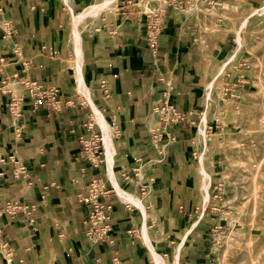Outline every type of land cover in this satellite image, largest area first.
Masks as SVG:
<instances>
[{
  "label": "crops",
  "instance_id": "crops-1",
  "mask_svg": "<svg viewBox=\"0 0 264 264\" xmlns=\"http://www.w3.org/2000/svg\"><path fill=\"white\" fill-rule=\"evenodd\" d=\"M103 1L0 0V15L11 25L8 37L0 26V73L4 69L2 74L9 80L13 74L24 75L19 56L10 51L12 42H17L22 60L29 59L28 74L54 86L62 107L50 112L40 105L31 112L26 104L15 124L21 129L19 136L10 116L0 111V153L18 151L27 167L24 181L13 176L10 165L0 166V194L35 202L37 208L32 224L0 216V240L7 241L11 252L6 255L0 245V264H159L157 256L164 264H205L210 238L202 234L208 207H203V185L208 183L209 191L213 180H203L201 169L209 171L219 158L222 139L218 133L224 130L220 124L209 127L206 106L214 86L210 88L209 82L231 51L232 34L213 39L207 59L205 44L197 37L203 22L166 5L161 31L151 47L144 39L145 12L132 8L134 0H112L99 7L97 16H86L74 26V15ZM214 1L213 5L222 4ZM76 62L81 64L87 92L77 83ZM101 82L109 87L107 97ZM164 95L187 117L195 118V124L166 128L167 135L156 141L149 131L154 118L150 122L145 112ZM95 108L110 126L111 173L116 181L119 184L121 172L136 168L146 185L143 193L133 183L130 190L123 188L141 202L134 200L135 207L130 209L114 206L110 242L86 238L83 220L88 208L77 201L92 177L108 186L112 183L104 140L105 154L98 167H91L82 156L80 138H87L91 129L103 135ZM202 119L209 133L218 134L210 139L214 147L209 152L206 139L200 141L194 135ZM111 198L116 201L115 196ZM207 198L210 202L209 192ZM144 232L153 246L147 244Z\"/></svg>",
  "mask_w": 264,
  "mask_h": 264
},
{
  "label": "rangeland",
  "instance_id": "rangeland-1",
  "mask_svg": "<svg viewBox=\"0 0 264 264\" xmlns=\"http://www.w3.org/2000/svg\"><path fill=\"white\" fill-rule=\"evenodd\" d=\"M207 1L209 0H191L183 8L190 18L194 16L195 20L203 22L206 29L209 27L212 29L211 32L201 31V38H198L202 44H205V58L209 59L213 39L219 37L221 39L229 33L232 34V39L229 41L231 51L213 71V79L210 82L214 86L206 106V118L211 120L209 127L214 128L216 124H220L224 130L218 133L222 139L217 149L220 150L219 158L213 161L209 169L213 180L208 191L211 201L208 202L207 198L203 205L208 207L203 215L202 234H208L210 238L208 256L204 262L205 264H264V120L261 119L264 105V2L249 4L241 0H221V5H211ZM224 2H229L230 6L236 5L237 10L222 14V10L212 9L222 7ZM133 3L134 10L148 14L154 9L163 11L167 0H134ZM112 6L117 7L116 4ZM211 13L218 17L214 18L217 26L213 25L214 20L207 18ZM97 15L98 13L95 16ZM5 21L0 15V26ZM96 21L97 18L92 20V24L94 25ZM221 28L224 31H221ZM237 31L241 41L239 47H237ZM10 51L14 55L12 48ZM225 61H227L226 65L219 72ZM2 73L4 69L0 73V87L4 90L12 89L15 94L22 95L24 90L20 84L11 85L12 80ZM226 74H229L231 82L236 84L233 97L228 93L225 94L223 88ZM154 107L155 103L145 112L147 116L153 113L154 126L150 127L152 130L159 120L157 113H154ZM237 107L239 112L234 113L233 110ZM18 120L11 118L14 124H17ZM194 130L196 139L201 141L196 126ZM205 131L206 144L209 146V148L206 146L205 150L209 152L214 147L210 139L217 137L218 134L214 131L209 133L206 129ZM9 154L18 162L17 164L24 166L18 151L13 150ZM241 161H245L246 164L242 165ZM24 169L27 167L24 166ZM119 183L124 189H132L131 183L126 184L121 179ZM205 192L207 191L204 190L203 194ZM0 197L5 196L0 194ZM193 223L188 224L187 228ZM252 226L257 235L249 242L246 234L251 231ZM228 231L241 234L227 237L225 234Z\"/></svg>",
  "mask_w": 264,
  "mask_h": 264
},
{
  "label": "built area",
  "instance_id": "built-area-1",
  "mask_svg": "<svg viewBox=\"0 0 264 264\" xmlns=\"http://www.w3.org/2000/svg\"><path fill=\"white\" fill-rule=\"evenodd\" d=\"M190 2L191 0H167L166 5L183 10V8H185ZM207 3L213 5L216 2L214 0H209ZM164 13L165 10L161 11L154 9L144 15V39L147 43H150L151 47L156 44L158 39V34L161 31V24H163L161 18ZM1 27L4 28V35L8 37L11 34V25L9 22H3ZM12 48L14 53L19 56V60H21V71L24 72V75L19 77L17 74H13L11 76V80L14 83L20 84L24 93L22 95H18L15 94L12 89L4 90L3 87H0V109L2 108V110H5L11 116L12 120L15 121L22 117L23 109L26 104H29L31 112L36 111L40 105H45V108L50 112H57L60 108V103L57 99V89L54 86L44 85L38 80L33 79L28 74L30 63L29 59L22 60L20 55L21 46L17 42L13 41ZM225 79L226 80L223 83L225 94L228 93L231 97H233L235 92L234 86L236 84L231 82L229 74H226ZM239 82L243 83L242 80H239ZM100 87L104 96L107 97L110 95L109 87L105 82H101ZM153 110L154 113H157L159 120L156 123L157 126L155 129L149 131L156 141L160 139L161 135H167L165 132L166 128L178 125L183 126L187 124H195V118L187 117L188 113L181 110L168 96L164 95L158 98L155 101V107ZM86 126L89 129L91 128V124H87ZM12 128L15 135L19 136L21 132L15 127L13 121ZM173 138L174 136H172V139ZM80 141L82 144V156L87 160L91 167H98L105 154L102 133L91 129L89 136L84 139L80 138ZM154 146L155 148L157 147V145ZM11 162L13 163L12 165ZM17 163L18 162L14 160L12 155L9 153H0V166L10 165L13 176L17 180H27V177H25V175L23 176L25 170L24 166ZM2 170H0V176H2ZM138 174L139 169L136 168H132L131 172L123 171L121 172V180L126 184L133 183L139 188V191L143 193L146 185H143L140 182L141 178ZM30 184L31 180L27 181V185ZM112 196H115L116 201L112 200ZM77 201L86 205L88 208L87 216L83 220L85 224L84 233L86 238L92 242H97L99 240L102 242L105 240H107V242L111 241L110 233L113 222L112 214L116 204H121L127 209L134 206L131 201L116 192L115 187L111 182L108 186L105 185V182L96 177H92L86 191L77 194ZM36 210L37 208L35 202H26L15 196L0 197V216L6 215L9 218L19 217V219L32 224L35 222ZM128 232L131 233L129 230ZM1 234L2 233L0 231V235ZM0 245L4 248V250H6V255L10 256L11 252L7 251V241L3 242L0 240ZM9 260L10 258H8V261Z\"/></svg>",
  "mask_w": 264,
  "mask_h": 264
},
{
  "label": "bare ground",
  "instance_id": "bare-ground-1",
  "mask_svg": "<svg viewBox=\"0 0 264 264\" xmlns=\"http://www.w3.org/2000/svg\"><path fill=\"white\" fill-rule=\"evenodd\" d=\"M112 0H104L102 3H100V5L98 6V5H92V7H87V8H85V9H87V10H84V11H82V12H80V13H78V14H76V15H74V18L72 19L73 20V24H74V26L75 27H77V25L86 17V16H95L97 13H99V11L101 10L99 7L101 6V7H103V6H106V5H109L110 4V2H111ZM212 9H220V10H222V14H225V12H230V11H236L237 10V6L236 5H233L232 4V6H230V4H229V2H224V4H223V6L222 7H213ZM263 10H264V6H263ZM215 17H217V16H215L213 13H211V14H209L208 15V19L209 20H214L213 22V25H215V26H217L216 25V23H215ZM218 18V17H217ZM204 30H209L210 32L212 31V29L209 27L208 29H206L205 28V25L203 24V23H201L200 24V29H199V32L197 33V37L198 38H201V31H204ZM221 31H224V29L223 28H221L220 29ZM239 31H240V29H239ZM239 31H237V33H238V38H237V47H239L240 45H241V41H240V35H239ZM79 37H81V36H79V34L76 32L75 33V38L77 39V40H79ZM75 38H73V39H75ZM79 44H80V42H79ZM76 48V47H75ZM237 49H235V51H236ZM81 48L79 47V51H78V58L80 59V56H81ZM76 52H77V49H76ZM77 57V56H76ZM82 58V57H81ZM79 59H78V61H79ZM81 60V59H80ZM73 61V60H72ZM75 61H76V58H75ZM78 63V64H77ZM226 63H227V61H225V62H223V64L221 65V67H220V69H219V72H221L222 70H223V68H224V66L226 65ZM75 64H77L76 66H77V71H76V74H77V83H78V85H79V88L82 90V92H87L86 90H87V87L85 86V84H84V82H83V77H82V74H81V71H80V63L79 62H76ZM217 75V74H216ZM213 79V78H212ZM10 84L11 85H14V82L13 81H10ZM211 86H212V82H210L209 83V87L211 88ZM10 88V87H9ZM14 89V88H13ZM85 89V90H84ZM209 94H210V92H209ZM209 94H208V96H209ZM209 98V97H208ZM91 103H92V101H91ZM93 104V103H92ZM234 111V113H238L239 112V108L237 107L236 109H234L233 110ZM95 112H96V114L98 115V117H99V119H101L102 120V131H103V140H104V142H105V144H106V152H107V155H106V157H107V167H108V170H109V175L111 176V179H112V184H113V186L115 187V190H116V192L117 193H119V194H121L122 196H124V198H126V199H128L129 201H131L133 204H135V201L134 200H137L138 202L140 201V199L137 197V195H134L133 193H131L130 191H127V190H124L119 184H118V182L116 181V179H115V176H114V174H112L113 173V171H112V173H111V164H112V153H113V143H112V139H111V132H110V126L108 125V123L104 120V118H103V116L100 114V111L97 109V108H95ZM153 113H151L150 115H149V120H150V122H152V120H153ZM205 119V118H204ZM204 119H202V122L199 124V126H198V134H199V137L200 138H202V139H206V131H205V124H204ZM261 119L262 120H264V105L262 106V114H261ZM247 131V130H246ZM245 131V132H246ZM244 132V133H245ZM205 144V143H204ZM205 148V147H204ZM202 160V159H201ZM241 164L242 165H245L246 163H245V161H241ZM200 166V165H199ZM202 167V166H201ZM201 174H202V177H203V180L204 179H206L207 180V182L209 181V178L211 177V173L209 172V171H206L204 168L203 169H201ZM208 185V183L207 184H205V185H203V189L205 190V191H207V186ZM208 192V191H207ZM207 192H205V194L203 195V197H204V202L206 201V199H207ZM141 202V201H140ZM139 202V203H140ZM143 206V205H142ZM252 221H253V219H252ZM194 225V224H193ZM253 228H254V226H252L251 227V231L250 232H248L247 234H246V237H247V240L249 241V242H251L255 237H256V235H257V232L256 231H254L253 230ZM145 234H146V237H148L147 236V233L146 232H144ZM225 233V232H224ZM238 234H241V233H239V232H232V231H228V232H226V234L225 235H227V237H234V236H236V235H238ZM218 236H219V234H218ZM239 236H241V235H239ZM143 237H145V235L143 236ZM146 242H147V244L151 247V245H152V243H151V239L148 237V238H146ZM153 246V245H152ZM154 248V247H153ZM156 253V252H155ZM157 258H158V262H159V264H164V261L160 258V256H157Z\"/></svg>",
  "mask_w": 264,
  "mask_h": 264
}]
</instances>
